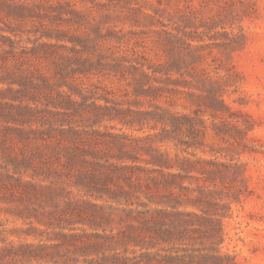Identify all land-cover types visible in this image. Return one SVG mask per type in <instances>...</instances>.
<instances>
[{"label": "trees", "instance_id": "16d2710c", "mask_svg": "<svg viewBox=\"0 0 264 264\" xmlns=\"http://www.w3.org/2000/svg\"><path fill=\"white\" fill-rule=\"evenodd\" d=\"M110 2L100 9L93 0H0V212L34 216L28 243L10 240L18 231L0 221V264H228L231 257L187 248L128 256V241L145 231L170 242L213 221L179 209L174 190L186 176L181 171L193 169L151 144L125 142L129 135L108 123L135 128L154 121L161 132L133 138L164 142L185 122L194 132L202 122L192 114L234 120L225 96L238 74L218 63L215 51L230 56L246 36L228 18H207L203 7L169 12L173 2L158 0L125 11ZM114 22L131 29L107 27ZM33 118L34 140L26 128ZM142 152L146 166L137 164ZM31 170L34 179L52 180L27 179ZM64 177L78 192L56 182ZM144 185L153 193H145L140 210L130 197ZM123 199L125 208L110 203ZM34 200L51 208L32 214L25 202ZM108 209L138 215L123 235L109 233Z\"/></svg>", "mask_w": 264, "mask_h": 264}, {"label": "rangeland", "instance_id": "374dc122", "mask_svg": "<svg viewBox=\"0 0 264 264\" xmlns=\"http://www.w3.org/2000/svg\"><path fill=\"white\" fill-rule=\"evenodd\" d=\"M100 4L109 0H93ZM158 0H112L110 4L125 11L131 7L143 8L147 5H158ZM172 6L169 12L177 8L184 9L189 6L206 8L207 18L223 16L234 22L237 30L242 29L246 36L245 44L234 51L230 56H218V63L224 61L229 69L238 74L236 83L225 96L227 103L235 113L234 120L213 119L207 115H195L198 118L197 127L188 131L184 123L183 131L177 132L176 137L164 142L158 137L153 141H136L133 137L145 138L162 131L161 125L150 121L135 128L123 127L118 122L108 123L112 126L110 131L128 134L123 139L127 143L140 144L142 147L151 144L153 148L167 153L176 166H185L187 170L194 171L189 174L181 171L184 176L180 179V185L174 190V194L180 197L184 212H194L210 217L213 221L209 226H195L186 231L179 239L166 241V238L158 237L153 231H145L136 241L129 240L128 256H137L147 252L169 253L176 252L180 248L195 250L200 255L220 254L231 257L224 259L228 264H264V0H171ZM91 4H87V7ZM77 7L83 8L81 3ZM119 23V24H118ZM118 24L117 28L131 29L129 24L114 22L107 25ZM230 29V27H228ZM202 30V29H201ZM26 37V36H25ZM35 38V34H34ZM208 42V39H206ZM211 64H215L211 62ZM40 69V68H39ZM37 73V71H36ZM34 107V102H31ZM34 118L27 129H31L29 136L34 140ZM141 128V129H139ZM34 152V151H33ZM155 153V152H154ZM138 156L142 160L138 165L146 166L145 159L149 155L142 152ZM113 162H117L113 159ZM128 164H132L129 160ZM121 163V162H119ZM175 167L172 172H178ZM25 174L27 179L34 182L48 184L52 179L36 177L34 170ZM60 185L78 192L70 187L69 180L56 179ZM120 186L127 187L125 181L118 182ZM117 183H110V187H116ZM145 193L152 194L153 190L145 185L132 191L130 200L138 203L148 201ZM163 191L162 194H168ZM83 194V193H82ZM93 199V198H91ZM99 203H106L99 201ZM121 208L128 206L127 199L122 203L110 201ZM34 214V209L44 210L51 207L44 202H25ZM22 206V204L20 205ZM207 210L204 214L202 211ZM107 212H112L110 209ZM112 221L106 223L108 232L123 235L127 226L131 223L137 212L129 215L127 212L115 210L112 212ZM150 215V213H148ZM195 220L194 217L186 216ZM0 221L6 228L17 230V233L9 235L10 240L25 243L34 242V233L28 235L34 228V216L18 218L10 214L0 212ZM37 224V222H35ZM149 246V247H147ZM153 246V247H151Z\"/></svg>", "mask_w": 264, "mask_h": 264}]
</instances>
